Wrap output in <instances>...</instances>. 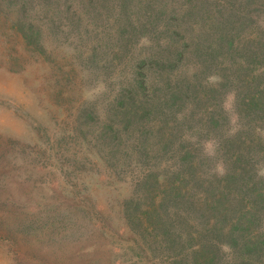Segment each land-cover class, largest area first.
<instances>
[{
  "label": "rangeland",
  "instance_id": "obj_1",
  "mask_svg": "<svg viewBox=\"0 0 264 264\" xmlns=\"http://www.w3.org/2000/svg\"><path fill=\"white\" fill-rule=\"evenodd\" d=\"M0 264H264V0H0Z\"/></svg>",
  "mask_w": 264,
  "mask_h": 264
},
{
  "label": "trees",
  "instance_id": "obj_2",
  "mask_svg": "<svg viewBox=\"0 0 264 264\" xmlns=\"http://www.w3.org/2000/svg\"><path fill=\"white\" fill-rule=\"evenodd\" d=\"M246 166V165H245ZM236 167H239L238 165Z\"/></svg>",
  "mask_w": 264,
  "mask_h": 264
}]
</instances>
